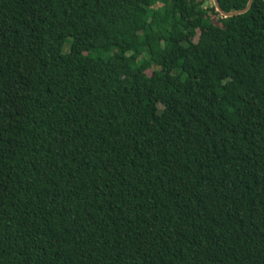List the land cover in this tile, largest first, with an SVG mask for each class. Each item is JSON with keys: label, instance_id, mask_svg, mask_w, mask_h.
<instances>
[{"label": "trees", "instance_id": "1", "mask_svg": "<svg viewBox=\"0 0 264 264\" xmlns=\"http://www.w3.org/2000/svg\"><path fill=\"white\" fill-rule=\"evenodd\" d=\"M207 1L0 0V264H264V0Z\"/></svg>", "mask_w": 264, "mask_h": 264}, {"label": "water", "instance_id": "2", "mask_svg": "<svg viewBox=\"0 0 264 264\" xmlns=\"http://www.w3.org/2000/svg\"><path fill=\"white\" fill-rule=\"evenodd\" d=\"M251 3H252V0H248L247 1V4L244 8H241V9H235V10H230V11H225L223 10L219 3H218V0H212V4L213 6L215 7V10L222 16V17H231V16H235V15H238V14H242L244 12H246L250 6H251Z\"/></svg>", "mask_w": 264, "mask_h": 264}, {"label": "rangeland", "instance_id": "3", "mask_svg": "<svg viewBox=\"0 0 264 264\" xmlns=\"http://www.w3.org/2000/svg\"><path fill=\"white\" fill-rule=\"evenodd\" d=\"M212 5V0H208L204 6H211ZM67 49L66 45H65V50Z\"/></svg>", "mask_w": 264, "mask_h": 264}]
</instances>
